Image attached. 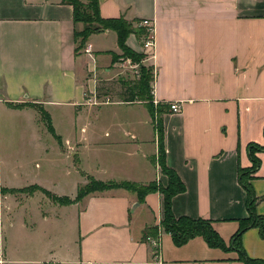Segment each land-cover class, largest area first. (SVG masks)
<instances>
[{"label": "crops", "instance_id": "obj_1", "mask_svg": "<svg viewBox=\"0 0 264 264\" xmlns=\"http://www.w3.org/2000/svg\"><path fill=\"white\" fill-rule=\"evenodd\" d=\"M99 9L104 18L153 21L152 103L163 110L165 163L186 187L173 197V213L211 219L229 244L239 220L249 215L239 169L253 165L251 144L264 147V0H99ZM77 25L73 5L63 0H0L1 188L37 186L59 197L77 196L79 181L69 193L54 192L36 180V172L29 167L33 162H8L2 152L3 119L10 133L13 118H27V141L37 151L40 141L46 150V129L39 126L41 109L71 106L75 120L82 117L86 92L95 88V80L85 79L84 73L96 71L97 64L86 54L77 55ZM99 35H112L119 49L118 35L108 29L89 37L87 46L104 62L101 57L111 49L97 42ZM127 45L139 51L136 34L128 37ZM172 103H179L181 110L173 112ZM126 125L127 121L118 124L126 137L107 143L129 145L127 153H142L147 177L140 173L125 178L89 177L140 184L158 181L167 186L168 177L153 161L157 140L153 153H144L141 142L127 143L128 136L136 139L137 135ZM88 126L86 122L82 131L87 132ZM112 134L110 128L105 131L106 137ZM82 138L69 140L70 146L81 141L83 145ZM255 154L260 165L250 182L259 198L256 212L264 215V149ZM4 168L13 176L12 182L24 176L32 181L11 185L4 180ZM38 193L0 192V264H247L236 249L213 247L202 236L177 245L167 232L161 236L155 259L148 238L164 216L159 191L141 202L126 189L104 190L70 204L50 199L51 208H44L43 196L33 206L30 200ZM68 221L73 229L67 234ZM241 245L247 256L264 261V238L258 228L247 229Z\"/></svg>", "mask_w": 264, "mask_h": 264}, {"label": "rangeland", "instance_id": "obj_2", "mask_svg": "<svg viewBox=\"0 0 264 264\" xmlns=\"http://www.w3.org/2000/svg\"><path fill=\"white\" fill-rule=\"evenodd\" d=\"M82 1L87 3V0ZM132 25L135 30L140 26L139 22H134ZM83 28L84 23H79L76 27L78 30H82ZM136 37L139 51H135L143 54V57L136 61L127 57L120 47L118 49L112 35L106 36V38L104 35L96 37L100 45L110 46L111 49L110 54L101 57L106 59L104 62L98 59L92 52L91 54L86 52L87 43L80 47L77 55L86 54L88 58L96 61L95 63L97 64L96 71L89 73L87 70L84 73L85 79L92 77L95 80V88L93 87V91L87 90L86 92L87 100L85 101L82 117L75 120V108L71 106H46L44 109H41L39 112V114H41L39 126L46 129V133L43 134L45 137L43 145L46 150H43L42 141H40V148L37 151L34 147L30 146L31 141H27L29 136L25 134L26 132L24 131V128L28 125L27 118H13L14 125L11 126L13 131H10V133L7 132L5 120L3 119L2 152L4 160L8 162H17V160L20 162H33V164H29V167L31 172H36L38 176L36 180L57 193H61L62 191H67V193H69L74 186L77 185L78 181L79 187L84 186L88 183V177L91 175L104 178L108 174H111L110 176L114 174L115 177L125 178L137 176L140 173L141 177H147V172L142 167V153L139 155L135 152L127 153L129 145L122 147L121 145L114 146L108 145L107 143L115 139V137L119 138L120 135L126 137L122 132L118 131V124L127 121L128 125H126V127L128 129L132 128L133 132L137 135L136 139L128 136V144L141 142L142 151H145L144 153H153L155 139L157 140L158 152L154 157V163L159 165V144L162 139L160 136V128H162V108L154 102V112L152 114L147 107L151 102L149 103L143 100L132 103L125 100L130 97V86L135 85V82H138L140 79L143 73L142 67L153 69L149 61L152 50L146 48L144 45V40L148 38V36H146V30L142 32L141 37L138 35H136ZM75 43L76 46L77 44L79 45L80 38L77 42L75 41ZM113 44L116 46H113ZM104 63H106V65ZM108 67L111 68L109 72L106 71ZM153 72L155 75L154 69ZM88 73L89 75H87ZM143 98H147V96L144 95ZM45 113L50 115L49 120L46 119ZM86 122L89 123L87 132L84 130L82 131L83 125ZM130 124L132 126H129ZM50 125L54 128V132L50 131ZM109 128L113 131V134L110 137H106L105 131ZM80 137L84 139L83 145L81 141L77 146H70L69 140L74 142L75 138ZM67 140L69 142H67ZM60 148L62 151L66 152V154L62 153ZM7 153L10 155L8 159L6 158ZM82 176L83 180L81 178ZM3 177L4 180L11 185L23 186L27 185V179L32 181V178L24 176L23 180L12 182L11 178L13 176L9 175L6 168H4ZM104 182L119 183L123 181L110 180ZM155 182L159 184L158 181ZM8 183L7 185H10ZM133 183L142 185L138 182ZM42 189L41 187L33 186L17 190H8L0 186V192L40 191L35 199L30 200L33 206L36 205L38 201H42L41 198L43 196L46 200V203H43L45 205L44 208L53 207L54 202L50 200V196ZM118 189L124 188L116 187L108 190L116 191ZM126 190L136 193L131 189ZM19 201L22 200L19 199ZM57 208H59V205H57ZM65 227L68 230L67 234L69 230L71 231L73 229H71V223L69 221L68 223L66 222ZM65 227H62V232Z\"/></svg>", "mask_w": 264, "mask_h": 264}, {"label": "trees", "instance_id": "obj_3", "mask_svg": "<svg viewBox=\"0 0 264 264\" xmlns=\"http://www.w3.org/2000/svg\"><path fill=\"white\" fill-rule=\"evenodd\" d=\"M73 5L74 7V23L75 25L79 23H84V28L78 30L75 28L74 36L77 42L80 38V44L76 46V53L79 51L80 47L86 45L89 37L98 32L105 30H113L118 35V45L122 49L123 53L133 59L139 60L143 57V54L138 53L129 47L126 43L128 37L131 34H136L141 37L142 32L145 30L143 27L139 26L137 30L134 29L133 23L125 19L124 17L118 18H104L99 9V0H87L84 3L82 0H63ZM143 73L135 85L130 86V97L125 99L132 103L136 101L146 100L150 104L147 105L150 113L154 112V104L152 103V82L154 81L155 75L153 69H147L142 67ZM144 95L147 98H143ZM46 119L49 120L50 115L45 113ZM50 129L54 132L52 125ZM160 144H159V159L158 163L161 166L163 174L168 177V185L163 186L157 184L156 182H151L149 184L138 185L130 181H123L119 183L115 182H104L102 180L89 177L88 183L84 186L79 187L76 198L70 199L69 197H59L54 195L48 190L42 189L50 198L61 204H70L81 200L84 196L98 191H104L111 188H124L131 189L137 193L139 201H143L145 196L149 193L159 191L164 197V216L162 220L163 232L170 233L177 245H183L187 243L190 239L197 236H202L211 246L221 247L223 249H236L240 252V257L247 264H264L261 259L250 258L246 255L242 245L241 237L243 233L252 227L258 228L260 235L264 238V215L258 214L256 212V203L259 198L255 194L251 185V174L260 165V159L256 156V151L264 149L263 146L251 144L250 145V156L253 161L252 167L240 168L239 169V182L247 192V208L249 215L245 218L239 220V228L232 235L229 244L221 237L219 232L213 226V221L207 218H191L188 216L176 217L172 210V199L175 195L184 192L186 187L184 182L181 180L178 173L167 166L165 163V149L163 146V127L160 128ZM155 162V158L153 159ZM158 234V227H156V233Z\"/></svg>", "mask_w": 264, "mask_h": 264}, {"label": "built area", "instance_id": "obj_4", "mask_svg": "<svg viewBox=\"0 0 264 264\" xmlns=\"http://www.w3.org/2000/svg\"><path fill=\"white\" fill-rule=\"evenodd\" d=\"M139 25L145 28L146 36H148V38L144 40L145 47L153 50L154 45H155V39H154V29L155 28H154L153 21L149 19H143L139 22ZM86 52L91 54L92 50L89 46L86 47ZM170 109L173 112H179L181 110V106L179 105V103H172L170 105ZM162 234H163L162 221H160L158 224V234L156 236H150L148 238V241L151 243V245L154 248V258L155 259L159 258L158 255H159L160 241H161ZM47 264H53V263H47Z\"/></svg>", "mask_w": 264, "mask_h": 264}]
</instances>
